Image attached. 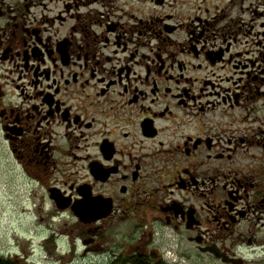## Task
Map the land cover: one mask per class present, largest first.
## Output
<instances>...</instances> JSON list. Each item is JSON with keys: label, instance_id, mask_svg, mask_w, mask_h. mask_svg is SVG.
I'll return each mask as SVG.
<instances>
[{"label": "flooded vegetation", "instance_id": "1", "mask_svg": "<svg viewBox=\"0 0 264 264\" xmlns=\"http://www.w3.org/2000/svg\"><path fill=\"white\" fill-rule=\"evenodd\" d=\"M0 132L72 262L264 264V0H0Z\"/></svg>", "mask_w": 264, "mask_h": 264}, {"label": "rangeland", "instance_id": "2", "mask_svg": "<svg viewBox=\"0 0 264 264\" xmlns=\"http://www.w3.org/2000/svg\"><path fill=\"white\" fill-rule=\"evenodd\" d=\"M41 194L23 177L0 132V252L23 256L25 264H85L88 257L71 261L84 250L78 241L71 253L75 220L55 215Z\"/></svg>", "mask_w": 264, "mask_h": 264}, {"label": "water", "instance_id": "3", "mask_svg": "<svg viewBox=\"0 0 264 264\" xmlns=\"http://www.w3.org/2000/svg\"><path fill=\"white\" fill-rule=\"evenodd\" d=\"M53 198L55 199L58 208L65 209L69 206V203L60 196L54 195ZM73 210L82 222H86V223L89 222L91 210L89 203L87 201H82L74 204Z\"/></svg>", "mask_w": 264, "mask_h": 264}]
</instances>
